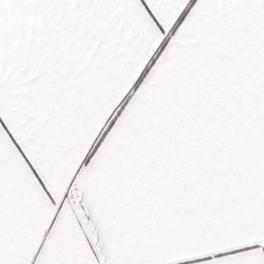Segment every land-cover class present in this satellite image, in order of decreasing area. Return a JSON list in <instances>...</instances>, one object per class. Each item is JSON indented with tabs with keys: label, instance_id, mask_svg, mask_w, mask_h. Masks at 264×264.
Segmentation results:
<instances>
[{
	"label": "snow or ice",
	"instance_id": "snow-or-ice-1",
	"mask_svg": "<svg viewBox=\"0 0 264 264\" xmlns=\"http://www.w3.org/2000/svg\"><path fill=\"white\" fill-rule=\"evenodd\" d=\"M0 264H264V0H0Z\"/></svg>",
	"mask_w": 264,
	"mask_h": 264
}]
</instances>
